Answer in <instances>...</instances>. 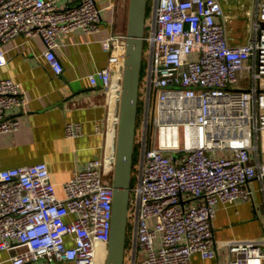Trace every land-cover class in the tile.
<instances>
[{"label":"built area","instance_id":"obj_1","mask_svg":"<svg viewBox=\"0 0 264 264\" xmlns=\"http://www.w3.org/2000/svg\"><path fill=\"white\" fill-rule=\"evenodd\" d=\"M225 1L149 2L129 264H192L196 254L220 264H264V237L218 241L214 234L220 204L253 200L254 181L264 199V0H250V35L243 44L229 39ZM102 23L96 0L65 9L59 0H0V67L8 64L5 43L38 37L60 75L59 38L99 34ZM126 41V33L101 39L108 65L88 75L93 86L112 90L119 82L122 89ZM21 89L17 81L0 80V135L22 125L6 116L24 105ZM80 132L79 123H68L69 137ZM115 156L110 166L94 159L75 171L62 195L45 162L0 170V256L9 253L12 264L107 259Z\"/></svg>","mask_w":264,"mask_h":264},{"label":"crops","instance_id":"obj_2","mask_svg":"<svg viewBox=\"0 0 264 264\" xmlns=\"http://www.w3.org/2000/svg\"><path fill=\"white\" fill-rule=\"evenodd\" d=\"M81 0H59L60 8L77 5ZM102 8V31L65 34L59 38L56 52L64 71L58 75L43 56L45 45L38 37H17L5 43L8 64L0 67V80L21 84L25 103L6 112L21 120V127L0 135V170L15 166L47 163L52 181L63 194V184L91 160L111 165L116 155L117 128L121 103V84L111 90L93 86L88 75L108 65V54L101 39L127 33L130 0H96ZM229 39L243 44L250 35V0H227ZM68 123H79L81 134L71 138ZM253 200L239 205L220 204L214 219L218 241L249 240L264 237V199L260 183H251ZM195 202V201H194ZM0 264H12L9 253H2ZM35 264H44L36 262ZM60 264H73L60 263ZM192 264H220L196 254Z\"/></svg>","mask_w":264,"mask_h":264},{"label":"water","instance_id":"obj_3","mask_svg":"<svg viewBox=\"0 0 264 264\" xmlns=\"http://www.w3.org/2000/svg\"><path fill=\"white\" fill-rule=\"evenodd\" d=\"M149 0H130L127 28L125 68L121 89V103L117 128L115 173L113 185L114 209L112 231L106 264H125L128 242L130 196L134 163L136 159V136L139 123L140 85L144 67V35L149 13Z\"/></svg>","mask_w":264,"mask_h":264},{"label":"rangeland","instance_id":"obj_4","mask_svg":"<svg viewBox=\"0 0 264 264\" xmlns=\"http://www.w3.org/2000/svg\"><path fill=\"white\" fill-rule=\"evenodd\" d=\"M151 2L153 1V0H150ZM149 1V2H150ZM149 13H148V16H149V14H150V10H151V6H150V3H149ZM144 64H145V61H144ZM125 256H126V260H125V264H129V258H128V256H127V254H125ZM143 257V256H142ZM107 263V259H101L100 261H99V264H106Z\"/></svg>","mask_w":264,"mask_h":264},{"label":"trees","instance_id":"obj_5","mask_svg":"<svg viewBox=\"0 0 264 264\" xmlns=\"http://www.w3.org/2000/svg\"><path fill=\"white\" fill-rule=\"evenodd\" d=\"M136 156H137V150H136Z\"/></svg>","mask_w":264,"mask_h":264}]
</instances>
